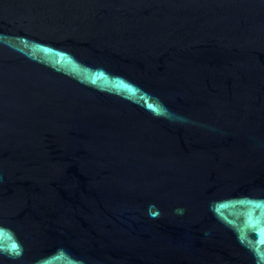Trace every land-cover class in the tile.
<instances>
[{
	"label": "water",
	"instance_id": "1",
	"mask_svg": "<svg viewBox=\"0 0 264 264\" xmlns=\"http://www.w3.org/2000/svg\"><path fill=\"white\" fill-rule=\"evenodd\" d=\"M0 264H264V0H0Z\"/></svg>",
	"mask_w": 264,
	"mask_h": 264
}]
</instances>
